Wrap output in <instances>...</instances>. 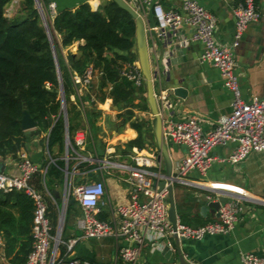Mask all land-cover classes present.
Returning <instances> with one entry per match:
<instances>
[{"label": "crops", "instance_id": "0c3cea01", "mask_svg": "<svg viewBox=\"0 0 264 264\" xmlns=\"http://www.w3.org/2000/svg\"><path fill=\"white\" fill-rule=\"evenodd\" d=\"M47 1L48 5H54L56 11L77 7L83 2H87L95 8L101 2L108 0ZM125 1L142 15L145 22L150 66L152 72L156 74L153 84L156 93L163 95L162 100L160 99L163 120L172 119L175 121L196 115L203 130L209 131L218 118L229 114L231 111L232 95L224 87L219 70L199 62V55L202 50L201 43L183 42V39L189 38L191 35L192 29L189 26L182 25L177 29H167L165 35L159 37L156 30L157 21L152 7L143 5L142 0ZM239 1L241 0H197L216 17L215 36L220 44H228L232 39L235 27L232 10ZM154 2L161 4L166 10L180 7V0H154ZM255 4L260 15L259 19L248 26L239 46L234 51L235 72L241 97L244 100H248L251 96L260 97L264 94V0H255ZM55 42L60 46L59 36H55ZM79 43L82 42L76 41L70 46L59 48L60 56L64 62H66L68 53L77 54ZM114 52L117 50H109L108 57L113 56ZM131 52L135 55L131 62H138L135 39ZM131 62L123 64L122 67ZM93 68L95 74L91 92L95 95L96 101L90 102L88 95L83 96L81 102L76 99L74 93L69 96L70 102L80 111L77 120L80 122L81 129L78 130L84 132L85 143L79 153L82 157L88 158L87 161L83 162L87 164L88 169L85 172H80L77 167L81 163L75 160L74 154L69 151L70 158L63 169V183L53 188L50 196L48 195L56 208V221L52 224L53 226L58 224V215L64 209L61 237L65 240L81 235L78 221L83 217L81 207L72 196L64 205L63 194L67 183L75 187L95 181L103 182L105 191L98 204L97 213V217L101 220L110 221L114 215V208L128 203L130 187L126 181L127 173L110 165H104V161L126 164L132 162L131 156L140 149L133 147L127 151L128 154H123V150L126 143L136 137V132L132 126L133 122L141 125L144 139L141 149L151 146L159 154L156 144L150 142L151 140L154 141V135L151 126L152 117L148 114L150 112L147 102L143 103L138 98L139 92L134 89L131 106L127 107L124 103L114 104L109 96L113 84L107 82L101 86L102 75L99 74L100 70ZM118 76L116 80L121 78ZM178 86L186 89L184 98L168 95L167 92L170 89ZM142 89L145 91L143 95L146 98V86ZM102 93L105 94V97L101 101L99 97ZM140 105H146V108H142ZM65 124H67L66 121ZM32 130H37L38 134L25 135L23 130L24 145L17 154L18 159L21 155L26 156L38 166L40 171L57 160L64 161L66 154L65 130L61 150L58 145L51 148L48 146L47 132H40L36 125ZM166 144L172 165H174L183 156L185 149L180 145ZM233 149L234 143L231 142L216 146L211 151V155L216 159L206 174L202 176L193 171L189 175V178L198 184L197 187L177 185L174 188L177 214L178 207L185 208L188 206L191 215L200 214L205 221L204 223L214 220L217 217V212L212 207L207 206L210 201L206 199V195L216 194L215 191L245 194L253 199L264 201V151L252 153L241 163L232 165L225 159ZM18 159L0 158V164H3L2 172L6 174L15 173ZM160 165V172L164 173V162L161 161ZM201 187H205V189ZM211 190L215 191L211 192ZM54 192L58 194L57 198L54 197ZM191 195L198 199L195 205L187 201ZM204 205L207 206V210L205 215H202L200 207ZM69 213L71 220L67 223ZM1 240L0 254L2 255V237ZM127 244L128 242L124 239L115 237L80 239L73 248L72 256L86 259L91 264H125L118 258V248ZM163 249L151 251L149 246L145 245L141 250L137 264H157L159 262L241 264L240 252L264 255V205L243 202L238 222L234 229L227 234L206 235L200 240H179L178 250L183 257V263L178 259L174 239H172V246L169 248L171 254L168 258L163 253ZM0 262L1 264H8L5 259L0 260Z\"/></svg>", "mask_w": 264, "mask_h": 264}, {"label": "built area", "instance_id": "2783aa9c", "mask_svg": "<svg viewBox=\"0 0 264 264\" xmlns=\"http://www.w3.org/2000/svg\"><path fill=\"white\" fill-rule=\"evenodd\" d=\"M142 4L152 7L159 37L164 36L167 29H177L182 25L192 29L190 37L183 39V42L201 43L199 62L217 68L224 87L232 95L230 113L218 118L209 131L203 130L196 115L175 121L163 120L165 142L183 146L185 149L183 156L172 165L174 184L197 187L198 184L190 179L189 175L193 171L202 176L206 174L216 159L211 155V151L216 146L225 145L228 142L234 143V149L225 159L232 165L241 163L252 153L263 152L264 94L260 97L251 96L248 100L241 97L234 58V51L239 46L244 32L250 24L259 19L255 0H241L233 8L235 27L228 44H220L217 41L215 36L217 19L197 0H180L178 9L167 10L154 0H142ZM40 7L42 9L41 3ZM48 7L49 12L54 14V5L49 4ZM94 74L93 66L88 65L82 72L71 75L74 95L78 101L81 102L85 95H88L90 102L96 101L95 95L91 92ZM99 74L102 75V72L100 71ZM118 77L126 80L136 90L145 86V79L138 62H131L122 67ZM155 95L157 99L162 100V94L155 92ZM59 96L63 111L65 103H62L60 92ZM148 114L152 117L150 113ZM66 128L67 124H65V163L67 164L70 158L69 151L74 154V159L79 163L87 161L88 158L82 157L79 153L85 143L84 132L76 130L70 137ZM157 155L156 149L147 146L135 151L131 156L132 162L129 164L104 161V165L125 171L126 181L130 187L128 203L116 206L110 221L97 217L98 204L105 191L103 182L95 181L75 187L67 183L63 194L64 205L72 196L81 207L83 217L78 221L81 235L66 240L61 237L64 209L58 215V224L53 226L44 194L30 185L31 176L39 171L38 166L26 156L21 155L17 161L15 173L0 172V191H22L32 199L34 204L31 227L32 245L24 264H91L86 259L73 257V248L80 239L103 237H115L127 241V245H121L118 248V258L125 264H137L145 245H148L151 251L161 250L165 246L171 248L174 237L178 240H200L206 235L227 234L238 222L243 202L264 205V201L253 199L245 194L220 193L211 190L216 194H207L206 199L209 201L218 200L222 195L228 197L225 202L220 203L217 217L197 226L186 225L177 220L176 228L173 230L167 215V188L159 190L154 185V182L164 179L163 173L160 172L161 165ZM46 169L42 172H46ZM201 188L205 189V187ZM46 194L50 196L48 192ZM239 259L241 264H264V255L251 252H240ZM0 260H4L1 254ZM157 264L174 263L159 262Z\"/></svg>", "mask_w": 264, "mask_h": 264}, {"label": "trees", "instance_id": "16d2710c", "mask_svg": "<svg viewBox=\"0 0 264 264\" xmlns=\"http://www.w3.org/2000/svg\"><path fill=\"white\" fill-rule=\"evenodd\" d=\"M18 1L19 9L9 17L6 8ZM42 4L46 26L41 19L35 0H0V158H17L24 145L21 118L26 110L34 120L40 132H47L48 146L63 147L65 121L71 137L81 129L77 120L79 109L70 102L74 93L71 82L73 73L82 72L92 65L102 72L101 86L107 82L113 84L110 97L114 104L124 103L131 106L134 98L130 83L120 78L119 69L123 64L133 61L131 52L135 39L133 18L122 10L113 0L103 1L93 8L83 2L74 8L49 12L48 1L38 0ZM60 38V46L55 42ZM76 41L77 54L68 53L66 62L61 58L59 48L70 46ZM115 49L113 56L108 51ZM54 51V53H53ZM62 89L65 103V117L61 109L58 93ZM138 98L145 103L142 88ZM105 94L99 99L102 101ZM141 106V105H140ZM146 108V105L141 106ZM140 107V108H141ZM131 113V111H129ZM136 137L126 143L123 154L133 147L141 149L144 143L141 125L132 124ZM65 162L57 160L51 163L46 172H35L29 182L44 194L48 202V215L51 223L56 221V208L51 198L53 188L63 183ZM85 172L86 163L78 165ZM47 190V191H46ZM196 204L198 199L191 195L187 200ZM34 204L22 191H0V235L3 239L2 255L8 264H24L31 250V227ZM15 213V214H14ZM179 221L186 225L202 224L205 221L200 214L191 215L190 208L178 207Z\"/></svg>", "mask_w": 264, "mask_h": 264}, {"label": "water", "instance_id": "95a60500", "mask_svg": "<svg viewBox=\"0 0 264 264\" xmlns=\"http://www.w3.org/2000/svg\"><path fill=\"white\" fill-rule=\"evenodd\" d=\"M122 10L126 11L134 20L135 23V45H136V52H137V58L138 63L142 72V75L145 79V86H146V102L149 109L150 114L152 115L151 119V126H152V132L154 135V141H150L151 143H155L159 154L157 155V160L159 162H164V179L160 182H154V185L157 186V188L163 189L167 188L168 191V210L167 215L168 219L171 222L173 230L176 228V223L178 220V214L176 210V203H175V196H174V188L175 184L172 181V161L169 157L168 153V147L163 137V117L161 113V101L157 99L155 95V88H154V78L156 77V74L152 72L150 61H149V55H148V46H147V36H146V27L145 22L142 16L134 9L132 8L125 0H113ZM36 8L38 9L41 19L44 23V26H46L44 13L40 7V3L38 0H35ZM48 36L50 38L49 29L46 26ZM51 39V38H50ZM54 53V51H53ZM61 93L62 95V103L64 102V96L62 89L58 90V93ZM168 95H176L180 98H184L186 95V89L182 86L174 87L170 89L168 92ZM63 108V107H62ZM63 113L65 117V108H63ZM21 122V128L24 130L25 135H37V130H32V128L35 127V122L31 118V116L28 114L26 110L23 111L22 118L20 120ZM67 123V122H66ZM67 131V128H66ZM68 132V131H67ZM151 137V135H149ZM3 171V164H0V172ZM54 197H58V194L56 192L53 193ZM227 195H222L218 198V200L210 201L207 203V206L212 207L216 210V212L219 209L220 203L225 202L227 200ZM207 206H201L200 207V213L202 215H205L204 213L207 210ZM176 250L178 253V259L181 263H183V257L180 254L178 250L179 240L174 237ZM163 253L166 255V258H168L171 254V250L165 246L163 249ZM1 264V262H0Z\"/></svg>", "mask_w": 264, "mask_h": 264}, {"label": "rangeland", "instance_id": "374dc122", "mask_svg": "<svg viewBox=\"0 0 264 264\" xmlns=\"http://www.w3.org/2000/svg\"><path fill=\"white\" fill-rule=\"evenodd\" d=\"M19 9V4H18V1H15V2H13L10 6H8L7 8H6V15L7 16H9V17H11V16H13L15 13H16V11ZM40 14V13H39ZM177 186V185H176ZM176 186H175V188H176ZM67 223H69L70 222V220H71V217H70V213L67 215Z\"/></svg>", "mask_w": 264, "mask_h": 264}]
</instances>
